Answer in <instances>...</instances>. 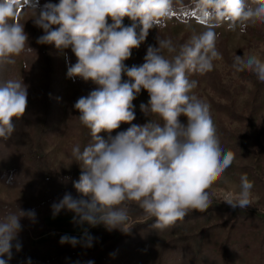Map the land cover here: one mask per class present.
I'll list each match as a JSON object with an SVG mask.
<instances>
[{"label": "clouds", "instance_id": "9594fccd", "mask_svg": "<svg viewBox=\"0 0 264 264\" xmlns=\"http://www.w3.org/2000/svg\"><path fill=\"white\" fill-rule=\"evenodd\" d=\"M193 5L201 17L226 24L232 31L264 24V0H193ZM22 6L43 30L36 42L54 45L64 57L67 78L80 77L98 86L74 104L77 119L90 134L83 149L77 144L71 151L81 169L79 179L73 181L79 198L66 193L53 203V215L67 210L75 214L74 223L103 224L108 230L128 232L124 227L128 213L121 207L128 202L154 218L151 227L161 231L192 211L205 212L216 195L212 185L234 160V154L221 146L209 105L193 93L198 81L190 79L213 71L214 61L222 59L215 31L194 33L179 45L158 36L157 46H148L144 63L128 67L125 61L145 42L149 30L162 27L173 15V0H59L42 7L38 0H0L3 141L12 138L28 106L23 79L4 78L16 58L33 52L24 23L17 19ZM126 17L131 21L128 25ZM68 49L76 57L74 64ZM232 67L264 82V59L256 55L236 56ZM142 89L149 100L140 104V110L148 119L136 125L131 123L136 118L133 101ZM122 123L130 127L113 135ZM253 187L248 176L242 175L239 189L227 193L224 203L233 210L252 207ZM35 216L34 210L19 209L18 214L0 218V264H9L13 249L22 250L20 219L34 221ZM59 243L92 247L93 237L85 230L81 238L63 235Z\"/></svg>", "mask_w": 264, "mask_h": 264}, {"label": "rangeland", "instance_id": "374dc122", "mask_svg": "<svg viewBox=\"0 0 264 264\" xmlns=\"http://www.w3.org/2000/svg\"><path fill=\"white\" fill-rule=\"evenodd\" d=\"M48 2L58 3L59 0H38L41 7ZM18 12L17 19L26 26L24 27L26 30H24L28 34L29 41L32 44H38L36 40L43 35V30L34 25L30 19L32 15L30 11L22 6ZM109 22L111 21L109 20ZM130 23L128 18L124 19L125 25ZM208 29H212L217 34L216 47L222 54V59L214 61L213 71L204 75L193 74L190 76V79L198 81L193 93L209 105L218 137L220 139L221 134L225 138L220 140L221 146L226 150L227 145L237 144L247 151L245 157L234 155L230 170L226 169L212 185L210 190L216 193L212 205H226L223 197L229 192L237 191L240 177L246 174L249 180L254 183L252 189L254 203L252 207L243 210L262 216L264 215V82H260L254 74L248 71H236L232 65L236 56L256 55L264 59V24L249 26L246 31L240 32L238 28L235 31L229 30L227 25L223 23L217 24L210 20L199 21L194 17L179 20L172 15L164 21L162 27L154 26L149 30L145 42L138 49L132 50V55L125 61V64L128 67L142 65L148 46H157L158 36L161 39H171L174 44L179 45L189 40L194 33H201ZM66 52L67 55L74 56L70 49ZM47 54L52 65L51 76L57 79L54 82V88H56L54 101L58 111L55 120L59 130H56L48 138H44L42 149L53 170L58 171L61 168L70 167V171L76 168L80 173L81 169L73 161L71 151L73 146L77 144L83 149L89 143V129L80 123L75 126L73 115L67 117L66 112L71 97L78 99L87 94L72 79L67 78V63L54 45H47ZM164 54L169 55L166 51ZM25 56L22 54L16 58V64L8 70L11 77L4 76V78L23 79V82L28 86V106L24 115V122L28 127H31L28 113L36 108L37 102L42 98V79L38 71L28 70L25 64ZM33 60L37 62L40 68L43 66L40 57H34ZM124 79L128 78L124 76ZM148 100L147 91L142 89L133 101L135 115H138L139 119L145 123L148 118L141 112L140 104H146ZM153 119L159 120L158 117H153ZM180 119L181 122L186 123V117L181 116ZM70 124L75 128L70 129L68 127ZM127 124H121L120 128L114 130L112 134L115 135L118 131L127 130ZM101 135L106 136L105 133H101ZM67 173L71 174L72 172ZM21 196L22 193L15 190L8 191L5 185L0 182V200H15ZM62 198L54 203L59 202ZM128 203L136 204L135 202ZM52 205L44 211L37 212L34 221L30 220L26 225L21 224L22 231L18 238L23 246L45 252L57 247L60 244V237L63 235L81 238L86 230L93 237L94 242L98 240L103 231L107 230L103 224L92 227L86 223L83 225L74 223L73 216L75 214L67 210H61L59 214L54 216ZM140 220L143 222L145 218ZM131 222L135 221L129 218L124 227L128 228ZM255 235L256 233H249L240 237L234 248L228 252L224 264H264V245L262 246V256L257 251L251 253L252 249L243 251L238 247L244 241L247 244H252ZM214 254L211 255L207 252L201 254L197 264H212L211 261L216 255ZM140 256L141 264H153L151 253L144 251L140 253ZM162 264L179 263L168 261Z\"/></svg>", "mask_w": 264, "mask_h": 264}, {"label": "trees", "instance_id": "16d2710c", "mask_svg": "<svg viewBox=\"0 0 264 264\" xmlns=\"http://www.w3.org/2000/svg\"><path fill=\"white\" fill-rule=\"evenodd\" d=\"M173 15L179 20L189 17L199 21L206 20L195 9L193 0H173ZM28 44L33 52L25 54V64L28 70L38 71L42 79V98L37 102L36 108L28 113L31 127L25 124L23 116L16 122L12 138L0 140V182L8 191L22 193L15 200H0V218L10 212L18 214L19 209L34 210L35 214L44 211L66 193L79 198L73 181L79 179L80 173L76 168L70 171V167L53 170L42 149L44 138L59 130L55 120L58 111L54 101V82L57 79L51 76L52 65L47 45L32 44L29 40ZM34 57L42 59L41 68L33 60ZM68 57L70 63L76 62L75 56L70 54ZM8 70L5 77H11ZM72 80L87 95L98 87L92 81L86 82L80 77ZM76 101V98H70L66 112L67 117L73 115L75 126L80 123L77 119L79 112L74 108ZM135 116L132 124L145 123L138 115ZM75 126L70 124L68 127L72 129ZM128 127L130 124H127L126 129ZM223 138L220 134V140ZM225 148L235 156L245 157L247 153L237 144L227 145ZM121 207L135 221L128 226V232L107 229L92 243V247L58 244L54 249L39 252L22 245L20 252L13 249V258L9 264H28L29 259L31 264H88L89 261L92 264H141L140 253L144 251L151 253L153 264L168 261L197 264V260L205 252L211 255L216 252L212 264H224L235 243L249 233H256L253 243L247 244L244 241L238 246L239 249H252L251 253L257 251L263 255L264 215L258 216L243 209L233 210L228 205L213 204L205 212H190L183 220L177 221L175 226L161 231L151 227L154 218L146 216L136 204L127 203ZM142 218H145L143 222L140 220ZM29 222L27 217L20 219L21 224Z\"/></svg>", "mask_w": 264, "mask_h": 264}]
</instances>
